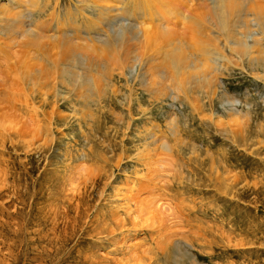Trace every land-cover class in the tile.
<instances>
[{
  "label": "rangeland",
  "instance_id": "374dc122",
  "mask_svg": "<svg viewBox=\"0 0 264 264\" xmlns=\"http://www.w3.org/2000/svg\"><path fill=\"white\" fill-rule=\"evenodd\" d=\"M30 1L0 0V264H264V68L177 92L154 57L160 88L128 35L97 61L135 21Z\"/></svg>",
  "mask_w": 264,
  "mask_h": 264
},
{
  "label": "bare ground",
  "instance_id": "6f19581e",
  "mask_svg": "<svg viewBox=\"0 0 264 264\" xmlns=\"http://www.w3.org/2000/svg\"><path fill=\"white\" fill-rule=\"evenodd\" d=\"M27 3L33 8L34 5L30 0H27ZM109 14L118 20L105 22ZM97 15V30H102L105 24L109 26L129 24V20L135 21V25L138 26H129L128 33L121 32L112 38L106 34L104 35L107 39L99 36L97 61L100 60L103 64L107 58L105 53L109 54V51L111 57L114 55L118 58L126 46L127 39L132 42L138 41L139 54L127 53L125 56L130 60L136 59L140 66L146 65L149 70L146 71L153 73V82H151L153 85H158L155 83L157 65L147 62L154 57L162 59L163 64L160 66H169L174 70L171 84L177 92L191 91L192 85L189 84L195 79L207 85L211 84L213 81L211 76L219 72L217 63L243 69L241 64L246 62L254 70L264 68V0H98ZM56 17L58 18V15ZM73 26L72 30L75 31L78 26ZM88 27L90 29L92 26ZM78 30L77 32L81 33ZM254 31L259 36L253 37ZM127 35L129 37L126 39ZM25 37L28 38V44L35 42L39 43L40 47V43L48 38L30 31L21 39ZM248 37L253 40L251 46L248 45ZM75 46L94 51L92 47L83 46L81 43L80 47ZM255 53L257 55H253ZM118 59L122 60V55ZM144 61L146 63H141ZM113 64L116 65V61ZM181 66L192 67L191 73L187 74L184 69L179 72ZM258 77L264 78V74H258ZM200 85L198 84V88L204 87Z\"/></svg>",
  "mask_w": 264,
  "mask_h": 264
}]
</instances>
